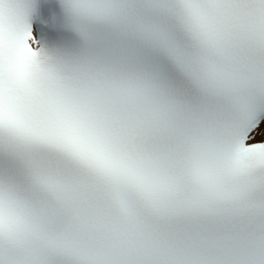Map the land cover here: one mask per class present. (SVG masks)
<instances>
[{"label":"snow or ice","instance_id":"obj_1","mask_svg":"<svg viewBox=\"0 0 264 264\" xmlns=\"http://www.w3.org/2000/svg\"><path fill=\"white\" fill-rule=\"evenodd\" d=\"M0 264H264V0H0Z\"/></svg>","mask_w":264,"mask_h":264}]
</instances>
